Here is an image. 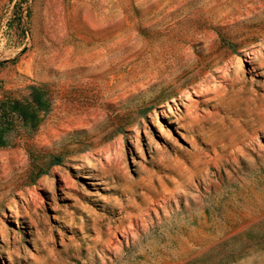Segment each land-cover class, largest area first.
Returning <instances> with one entry per match:
<instances>
[{
    "label": "rangeland",
    "instance_id": "obj_1",
    "mask_svg": "<svg viewBox=\"0 0 264 264\" xmlns=\"http://www.w3.org/2000/svg\"><path fill=\"white\" fill-rule=\"evenodd\" d=\"M0 264H264V0H0Z\"/></svg>",
    "mask_w": 264,
    "mask_h": 264
},
{
    "label": "trees",
    "instance_id": "obj_2",
    "mask_svg": "<svg viewBox=\"0 0 264 264\" xmlns=\"http://www.w3.org/2000/svg\"><path fill=\"white\" fill-rule=\"evenodd\" d=\"M24 117V108L17 102H3L0 104V146H6L3 134L14 125L18 119Z\"/></svg>",
    "mask_w": 264,
    "mask_h": 264
}]
</instances>
